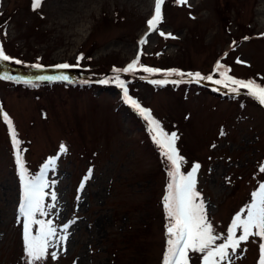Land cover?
Wrapping results in <instances>:
<instances>
[{
  "label": "rangeland",
  "instance_id": "rangeland-1",
  "mask_svg": "<svg viewBox=\"0 0 264 264\" xmlns=\"http://www.w3.org/2000/svg\"><path fill=\"white\" fill-rule=\"evenodd\" d=\"M154 9L155 0H42L36 9L33 0H0V46L13 58L0 61V77H10L0 79V264L28 259L17 148L5 113L30 175L55 159L46 173L47 215L36 219L51 220L57 236L37 264H162L168 165L117 75L129 96L179 137L181 170L200 165L196 190L216 232L227 234L264 183V105L245 89L231 92L230 83L213 86L225 68L264 85V0H164L162 21L150 31ZM138 55L134 72L114 71ZM63 63L74 67H54ZM169 70L185 75H165ZM197 72L204 78L187 75ZM36 74L66 75L68 82ZM262 242L253 236L235 254L229 250L230 264H258ZM201 255L190 253V264H201Z\"/></svg>",
  "mask_w": 264,
  "mask_h": 264
},
{
  "label": "snow or ice",
  "instance_id": "snow-or-ice-1",
  "mask_svg": "<svg viewBox=\"0 0 264 264\" xmlns=\"http://www.w3.org/2000/svg\"><path fill=\"white\" fill-rule=\"evenodd\" d=\"M180 4H187V0H177ZM42 0H33V8H39ZM164 0H155V9L153 16L147 21L150 31H156L157 26L162 21V6ZM161 36L172 37L170 33H159ZM244 39H248L245 37ZM141 44L146 43V39L140 41ZM83 57H79L82 59ZM13 58L5 53L3 46H0V61H12ZM17 64L22 63L19 60L14 61ZM237 63H242L239 59ZM139 64V55L137 59L133 60L124 69H114L116 73L134 72ZM78 66V65H77ZM35 68H42V65H32ZM57 69H69L74 67L67 63L57 64L54 66ZM222 67L217 62L216 69ZM144 72L157 73L160 69L143 67ZM231 69L225 68L220 73L222 79L214 80L217 85L228 84L234 85L230 90L233 93H238L240 89H245L246 94L257 100L261 105H264V85L257 83L254 80H241L231 75H228ZM167 76H184L185 74L177 70H169L165 73ZM187 75H195L197 80L203 79L199 72ZM10 77H0V79H8ZM37 80H68L66 75L58 76H41ZM116 83L123 89L125 101L129 103L134 109L138 110L139 114L148 122L149 131L152 134L153 141L161 149V154L165 158L168 165L167 175L169 182L166 186V194L163 197V207L165 209L167 226V247L163 257L162 264H190V253H199L201 255V264H223L224 261L231 262V255L235 254L237 249L240 248L242 242H247L250 237H259L264 241V183L258 186V189L252 192V202L242 210L241 213L235 215L232 219L230 226L227 228V234L221 235L216 232L213 224L209 221L205 210V205L200 199V193L196 190V173L200 165L194 164L191 171L183 172L182 166L185 163V158L180 154L176 147L178 136L176 133L166 132L151 113L150 109L144 108L140 103L133 99L128 94V89L124 82L120 80L119 75L116 76ZM212 80V76L206 77ZM108 83L107 80L101 81ZM25 84H32L31 79L23 81ZM154 84L168 83L167 80H155ZM179 83V81H175ZM3 120L7 123L14 145L17 148L16 163L19 168V176L22 183V199L19 206V212L24 217V244L25 253L27 256L26 264H37V262L44 261L49 256V247L53 246V238L57 236L56 228L53 226L52 221L36 219L37 213L40 215H47L45 211V197L48 193L45 189L49 187V182L46 179V173L49 169L54 168L55 159H49L44 164L38 175H30L28 169L25 167V161L20 155L22 151L19 149V141L16 139V130L12 125L9 116L3 114ZM61 152H66L67 149L64 145L60 147ZM264 172V168L260 169ZM51 199L56 201L57 196L55 192L51 193ZM49 208L56 207L55 204L48 205ZM38 225V228L33 231V226ZM65 230L68 225H64ZM240 232L237 235V232ZM60 240H66V236H60ZM222 240V243L217 241ZM259 261L258 264H264V242L259 245ZM53 259L56 258V253H50Z\"/></svg>",
  "mask_w": 264,
  "mask_h": 264
},
{
  "label": "trees",
  "instance_id": "trees-1",
  "mask_svg": "<svg viewBox=\"0 0 264 264\" xmlns=\"http://www.w3.org/2000/svg\"><path fill=\"white\" fill-rule=\"evenodd\" d=\"M33 82H35L34 80H32ZM65 82H68V81H65ZM42 83V82H41ZM33 85H35L34 83H33ZM213 92L215 93V94H218L219 93V91L217 90V89H213Z\"/></svg>",
  "mask_w": 264,
  "mask_h": 264
},
{
  "label": "water",
  "instance_id": "water-1",
  "mask_svg": "<svg viewBox=\"0 0 264 264\" xmlns=\"http://www.w3.org/2000/svg\"><path fill=\"white\" fill-rule=\"evenodd\" d=\"M35 76H38V74H37V75H35Z\"/></svg>",
  "mask_w": 264,
  "mask_h": 264
}]
</instances>
